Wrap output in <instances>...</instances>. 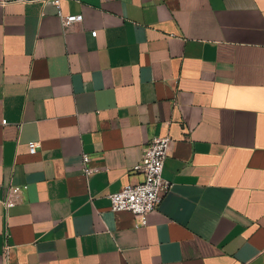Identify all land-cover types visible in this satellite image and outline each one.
<instances>
[{
	"label": "crops",
	"instance_id": "1",
	"mask_svg": "<svg viewBox=\"0 0 264 264\" xmlns=\"http://www.w3.org/2000/svg\"><path fill=\"white\" fill-rule=\"evenodd\" d=\"M60 10L82 18L0 0V264H264V0ZM165 134L171 186L136 225L108 195Z\"/></svg>",
	"mask_w": 264,
	"mask_h": 264
},
{
	"label": "built area",
	"instance_id": "2",
	"mask_svg": "<svg viewBox=\"0 0 264 264\" xmlns=\"http://www.w3.org/2000/svg\"><path fill=\"white\" fill-rule=\"evenodd\" d=\"M43 3H52L57 9L60 19L64 26L76 21H80L82 16L63 15L60 10L61 0H39ZM91 35L95 36L96 31ZM2 123H5L3 120ZM172 138L170 135H159L153 137L150 142L144 146L141 159L133 165V170L140 172L142 180L136 183L128 182L120 190L110 193V209L114 212L128 211L136 219V225H145L147 215L153 211L162 195L170 189L171 183L163 176L164 161L169 153ZM39 146L38 141L28 142V151L35 153ZM90 157L86 154L82 157V171L88 175L92 168L89 165ZM23 185H10L7 188V194L2 199L5 207H10L20 200Z\"/></svg>",
	"mask_w": 264,
	"mask_h": 264
}]
</instances>
